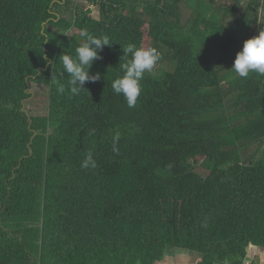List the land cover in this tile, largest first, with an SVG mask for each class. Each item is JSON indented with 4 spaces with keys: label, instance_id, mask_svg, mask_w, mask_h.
Returning <instances> with one entry per match:
<instances>
[{
    "label": "trees",
    "instance_id": "1",
    "mask_svg": "<svg viewBox=\"0 0 264 264\" xmlns=\"http://www.w3.org/2000/svg\"><path fill=\"white\" fill-rule=\"evenodd\" d=\"M87 2L97 18L76 0H0V264H155L175 250L241 264L264 248V75L231 66L264 6ZM82 30L113 42L89 70L101 79L72 96L59 56ZM144 34L171 67L145 73L129 108L111 81ZM32 84L45 114L27 107Z\"/></svg>",
    "mask_w": 264,
    "mask_h": 264
},
{
    "label": "clouds",
    "instance_id": "2",
    "mask_svg": "<svg viewBox=\"0 0 264 264\" xmlns=\"http://www.w3.org/2000/svg\"><path fill=\"white\" fill-rule=\"evenodd\" d=\"M80 36L84 42L75 49V55L61 54L59 61L61 69L60 77L66 76L67 91L70 95H79L84 85L88 82H96L101 79L100 73H90L94 61L100 59L99 52L104 46H111L107 35H91L82 30ZM124 62L119 63L122 75L111 81V88L117 95L123 97L129 108L136 107L137 99L141 94V81L145 73H150L160 59V54L155 47H137L133 43L127 44L122 49ZM231 69L241 78H247L250 74L264 75V31L243 41L242 47L237 51ZM58 94H64V84H57ZM94 132V130H92ZM112 150L118 151L117 143L120 134L117 132L113 138ZM82 168H95L96 161L91 151L87 152L81 162Z\"/></svg>",
    "mask_w": 264,
    "mask_h": 264
},
{
    "label": "rangeland",
    "instance_id": "3",
    "mask_svg": "<svg viewBox=\"0 0 264 264\" xmlns=\"http://www.w3.org/2000/svg\"><path fill=\"white\" fill-rule=\"evenodd\" d=\"M78 3L82 4L84 7H88L90 10V15L94 18H97L99 15V8L96 5H91L87 2V0H76ZM234 0H214L215 4H224V5H229L232 4ZM262 5L264 6V0H260ZM186 2H182L181 3V12L183 14V20H186L187 17L192 13L191 8H189L186 4ZM263 15H264V7L262 9H260L258 11V18L256 20V22H254V24L251 25L250 28V33L252 36L258 35L259 31H264V28L262 27V22H263ZM70 33L76 32L75 30H71L69 31ZM148 38L147 35L144 34V43L142 45L143 48H147L148 47ZM171 64L169 61L167 60H163L160 62H157L156 65L154 66L152 71H160V70H168L170 69ZM31 90H33L34 94H33V98L32 100H30L27 104H28V108L32 111V113H39V114H45L47 112V88L41 85H36V84H32ZM195 172H198L200 174H205V171L201 168V167H196L195 168ZM252 244H249V246ZM248 246V247H249ZM248 247H247V255L246 257H249L250 255V251L248 253ZM185 251L183 250H175L172 254L170 255H175L178 253H183ZM170 252H167V254H169ZM194 253H189V255L192 256V259L190 258L191 261H196L198 259V256L196 254L192 255ZM253 259V258H252Z\"/></svg>",
    "mask_w": 264,
    "mask_h": 264
},
{
    "label": "crops",
    "instance_id": "4",
    "mask_svg": "<svg viewBox=\"0 0 264 264\" xmlns=\"http://www.w3.org/2000/svg\"><path fill=\"white\" fill-rule=\"evenodd\" d=\"M250 251V259L246 257L251 263L255 264H264V248L256 247L254 245H250L248 247V253ZM172 254V253H170ZM166 255L160 261L156 262L155 264H198V259L196 261H191L192 256L189 255L187 252L178 253L175 255ZM193 255V254H192ZM253 258V259H252ZM252 263V264H253Z\"/></svg>",
    "mask_w": 264,
    "mask_h": 264
},
{
    "label": "built area",
    "instance_id": "5",
    "mask_svg": "<svg viewBox=\"0 0 264 264\" xmlns=\"http://www.w3.org/2000/svg\"><path fill=\"white\" fill-rule=\"evenodd\" d=\"M241 264H252L250 260L245 258Z\"/></svg>",
    "mask_w": 264,
    "mask_h": 264
}]
</instances>
